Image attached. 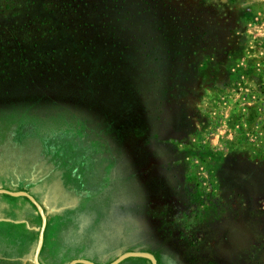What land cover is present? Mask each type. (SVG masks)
Listing matches in <instances>:
<instances>
[{"label":"rangeland","instance_id":"1","mask_svg":"<svg viewBox=\"0 0 264 264\" xmlns=\"http://www.w3.org/2000/svg\"><path fill=\"white\" fill-rule=\"evenodd\" d=\"M0 189V264H264V0H0Z\"/></svg>","mask_w":264,"mask_h":264},{"label":"water","instance_id":"2","mask_svg":"<svg viewBox=\"0 0 264 264\" xmlns=\"http://www.w3.org/2000/svg\"><path fill=\"white\" fill-rule=\"evenodd\" d=\"M0 192L1 193H8L10 195H25V196L29 197L34 202V204L38 207L40 213L42 214L43 220H45V216H44V213H43L41 206L38 204V202L35 200V198L32 195H30L29 193H27L25 191H11V190H7V189H0ZM41 242H42V233H40L38 250H39V247L41 245ZM128 255L145 256V257L150 258L153 264H156V260L152 254H150L148 252H142V251H128V252L121 253L119 256H117L113 261L109 262L108 264H117L123 258H125ZM76 262L85 263V264H95L93 261L86 259V258H76V259L71 260L68 264H74ZM34 263L35 264H41L37 260V255H35V257H34Z\"/></svg>","mask_w":264,"mask_h":264}]
</instances>
